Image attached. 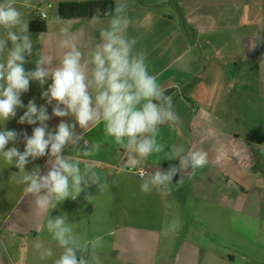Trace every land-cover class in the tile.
Masks as SVG:
<instances>
[{
	"label": "crops",
	"instance_id": "1",
	"mask_svg": "<svg viewBox=\"0 0 264 264\" xmlns=\"http://www.w3.org/2000/svg\"><path fill=\"white\" fill-rule=\"evenodd\" d=\"M83 1L87 0L58 3ZM111 1L115 6L116 0ZM168 2L129 0L128 9L129 16L143 24L138 29L130 28L129 35L138 38L137 50L146 53L150 73L157 76L165 94L172 98L180 118L175 128L167 124L160 128L157 139L165 146L164 152L147 157L136 167L125 149L111 139L105 141L103 122L86 129L77 125V133L83 132L89 143H100L94 156L80 159L91 160L105 184L103 189L90 184L76 199H64L48 215L53 218L66 215L81 242L99 240L94 251L100 264H234L232 253L226 258L224 252L213 247V235H220L224 229V210H231L239 214L230 221L242 237L240 258L246 264L250 261L261 264L264 262V0H174L173 12L168 11ZM162 3L167 7L159 11ZM25 18L28 22L32 20L27 15ZM63 20L71 26L87 60L90 43L93 38L99 39L98 30L106 26L107 17L102 18L96 30L90 19ZM29 35L33 51L25 57L28 61L23 65L25 70H35L38 52L51 56L52 67H58L63 53L59 41L63 37L52 20L46 23L43 33L29 32ZM50 84V78L43 86L30 81L28 91L20 97L24 107L17 108L16 115L3 125L0 122L4 130L18 134L17 140L6 147L23 152L24 135L31 136L39 126L18 123L30 100L46 108L51 117L45 122L49 130H54L61 121L74 123L71 116H52L55 101L48 104L41 95L39 101L38 90L41 87L46 91ZM174 144H183L186 151H206L208 164L198 169L192 179L188 178L190 167L181 168V173L175 176L177 182L182 176L183 183L172 184L178 186L175 190L172 186L167 193L141 192L139 169L152 173L158 168L166 171L179 165V159H164ZM78 147L85 149L83 140ZM62 154L75 157L76 149L68 145ZM217 157L221 158L219 164ZM48 159L47 155L29 158L25 170L38 168L45 174L49 170ZM16 171L0 160V264H54L62 249L46 229L47 213L38 209L33 198L24 194L23 186L12 178ZM106 195L108 203L102 206L100 198ZM136 203L145 204L136 208L139 214L130 211ZM194 219L205 223L198 225ZM176 220L181 227L171 230L170 225ZM102 224L106 228L102 229ZM211 224L220 231H210ZM134 236L136 241L142 236L151 237V251L144 252L141 240L139 244L134 242ZM211 237L213 241L208 239ZM108 238L109 242L101 244ZM36 241L52 248L54 255L41 260L34 246ZM245 245L250 248L245 249Z\"/></svg>",
	"mask_w": 264,
	"mask_h": 264
},
{
	"label": "clouds",
	"instance_id": "2",
	"mask_svg": "<svg viewBox=\"0 0 264 264\" xmlns=\"http://www.w3.org/2000/svg\"><path fill=\"white\" fill-rule=\"evenodd\" d=\"M29 2L24 0V6ZM128 9L129 0H116L114 9L104 14L107 24L99 28V39H92L87 60L67 20L54 16L52 23L63 37L59 41L63 50L59 66L52 67V57L38 52L35 70L26 71L25 57L33 51L28 19L14 0H0V122L3 125L16 115L17 108L24 107L20 97L28 91L30 81L43 86L49 78L51 84L41 93V98H46L48 104L55 101L52 116H71L74 120L71 124L61 121L54 130H49L45 122L51 117L46 108L30 100L18 123L39 126L31 136L24 135L23 152L6 147L17 140L18 134L0 127V160L18 169L12 177L15 183L22 185L24 194L30 195L35 206L47 215L64 199H76L90 184L104 186V177L96 171L94 163L80 159L94 156L100 143H89L83 132L77 133V125L86 129L103 122L105 141L111 139L125 149L132 164L138 165L147 157L164 152L165 146L157 139L161 126L175 128L179 122L172 98L165 94L166 89L158 83L157 76L149 71L146 53L136 48L138 38L129 35L130 28L138 29L143 24L140 19L130 17ZM101 23L99 14L90 19L93 30ZM7 42L11 43L10 48ZM82 140L84 150L78 147ZM68 145L76 149L75 157L62 154ZM45 155L49 157V170L45 174L38 168L25 170L29 158L35 160ZM164 159H179V165L170 166L166 171L158 168L152 173L141 172V192H169L173 186L171 181L176 173H181V168L190 167L188 178H194L197 170L208 164V153L186 151L183 144H174ZM216 163H221L220 157ZM183 179L181 176L177 184H182ZM67 221L64 214L55 218L48 215L46 220L47 231L62 249L54 264H100L94 251L99 240L81 242ZM179 227L178 220L170 225L171 230ZM34 246L41 260L54 255L53 249L40 241Z\"/></svg>",
	"mask_w": 264,
	"mask_h": 264
},
{
	"label": "rangeland",
	"instance_id": "3",
	"mask_svg": "<svg viewBox=\"0 0 264 264\" xmlns=\"http://www.w3.org/2000/svg\"><path fill=\"white\" fill-rule=\"evenodd\" d=\"M16 1L23 2L24 0H16ZM58 1H60V0H30L29 4L27 6H24V4H23L22 6L17 5V7H19L20 10L25 13V15L30 16V19H34L35 17H37V15H36L37 10H43L45 15H46L44 20L46 23H48L49 21L52 20V18L54 16H57L56 9H57ZM62 1H65V0H62ZM159 1H161V0H159ZM172 2L174 3V0H169V2H168V11H170V12L174 11L173 6L171 5ZM48 4L50 5V8H47ZM158 7H159L158 8L159 11H162L167 7V5L162 3ZM175 13H177V12H175ZM6 46L11 47V43L7 42ZM38 89H39V86H38ZM40 89H42V91H44L43 88L40 87ZM40 89L38 90L39 101H40L39 96L41 95ZM135 166L137 167V166H139V164L135 165ZM129 170H131V169H129ZM132 171L133 170H131V172ZM102 173H105V172L102 171ZM173 188L175 190L178 188V186H173ZM102 189H103V186H102ZM107 200H108L107 195L100 198V204L102 206L107 205V203H108ZM134 205H136V207H133L130 211H132L134 214H137V213L139 214L140 211L137 210L136 208L140 207V206H144L145 204L140 205V204L136 203ZM187 205H189V204H187ZM118 213H119V211H118ZM189 215H190V212H189ZM238 216H239V214L237 215L236 213H234L231 210H224V229L220 231L219 227H217L213 224L208 226V229L212 232L220 231V235L219 234H218V236L213 235V238H214L213 247H215V249L218 252H224V256L226 258H227L228 253H232L233 256H235L234 264H246L245 260H242L240 258L241 253L243 251V248L240 246L241 241H242V237H240V234L238 233V229L236 228V226L235 225L232 226L231 221H230V218L233 219V218H237ZM194 220L196 221V223L198 225L205 223V222H199L196 219H194ZM198 225L196 227L199 230L200 227ZM101 228L104 229L106 227L103 226V224H102ZM221 233H222V236H221ZM143 237H145V238H143ZM136 238H137V236H134V239H135L134 242H137L139 244V242L141 240V246H142V249L144 252L147 253V252L151 251L152 243H153V239L151 237L142 236V238L140 239V237H139L137 241H136ZM208 239H212V237L208 238ZM212 241H213V239H212ZM107 242H109V238L107 240L103 239L101 244L107 243ZM244 248L249 249L250 245H245ZM23 252H24V246H21V255L22 256H23ZM25 254H26V250H25ZM260 263L264 264V262H260ZM249 264H254V263L250 261Z\"/></svg>",
	"mask_w": 264,
	"mask_h": 264
},
{
	"label": "trees",
	"instance_id": "4",
	"mask_svg": "<svg viewBox=\"0 0 264 264\" xmlns=\"http://www.w3.org/2000/svg\"><path fill=\"white\" fill-rule=\"evenodd\" d=\"M111 0H87L83 2H59L57 4V16L61 19H91L99 14L101 18L106 12L113 10ZM106 18V17H104ZM46 30L44 19L35 17L28 22L30 33H43Z\"/></svg>",
	"mask_w": 264,
	"mask_h": 264
},
{
	"label": "built area",
	"instance_id": "5",
	"mask_svg": "<svg viewBox=\"0 0 264 264\" xmlns=\"http://www.w3.org/2000/svg\"><path fill=\"white\" fill-rule=\"evenodd\" d=\"M47 8H50V5H47ZM36 15H37V17L40 18V19H45V17H46V15H45V13H44L43 10H37V11H36ZM141 172H145V170H144V169H139V170L137 171V174H138L139 177H140V173H141Z\"/></svg>",
	"mask_w": 264,
	"mask_h": 264
},
{
	"label": "water",
	"instance_id": "6",
	"mask_svg": "<svg viewBox=\"0 0 264 264\" xmlns=\"http://www.w3.org/2000/svg\"><path fill=\"white\" fill-rule=\"evenodd\" d=\"M172 184L173 185H176L177 184V178H176V176L174 175V177H173V179H172Z\"/></svg>",
	"mask_w": 264,
	"mask_h": 264
}]
</instances>
